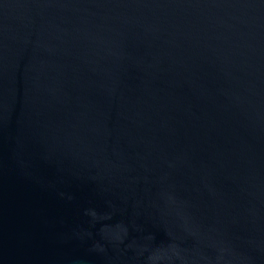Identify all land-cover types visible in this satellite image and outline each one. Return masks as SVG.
<instances>
[{
  "label": "water",
  "instance_id": "95a60500",
  "mask_svg": "<svg viewBox=\"0 0 264 264\" xmlns=\"http://www.w3.org/2000/svg\"><path fill=\"white\" fill-rule=\"evenodd\" d=\"M0 264H264V0H0Z\"/></svg>",
  "mask_w": 264,
  "mask_h": 264
}]
</instances>
